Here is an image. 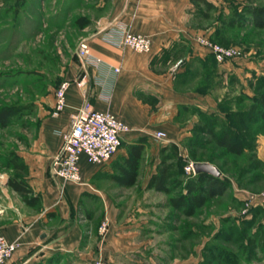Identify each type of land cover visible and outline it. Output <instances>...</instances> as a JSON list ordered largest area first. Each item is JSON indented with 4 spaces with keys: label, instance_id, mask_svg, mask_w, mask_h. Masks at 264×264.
Listing matches in <instances>:
<instances>
[{
    "label": "crops",
    "instance_id": "obj_1",
    "mask_svg": "<svg viewBox=\"0 0 264 264\" xmlns=\"http://www.w3.org/2000/svg\"><path fill=\"white\" fill-rule=\"evenodd\" d=\"M207 1L215 5L221 0ZM200 9L204 13L199 0H110L99 18L84 26L89 53L100 63L84 66L73 50L75 58L59 79L71 81L65 107L57 115L50 113L56 84L39 99L29 134L14 149L25 165L20 176L30 189L26 196L37 195L36 204L27 205L5 179L0 181V233L17 243L3 264H92L97 256L110 264L114 255L140 250L136 212L141 200L158 193L147 183L156 171L161 146L172 145L182 159L193 161L188 141L200 125V114L217 110L220 98L204 80L208 52L191 38L206 25ZM3 26L7 28V23ZM118 26L147 35L149 51L110 44L106 37H114ZM79 77L85 80L84 93L72 81ZM83 103L112 113L131 129L121 135V146L103 164L79 156L80 182L59 180L49 165L72 110ZM156 131L164 135L156 138ZM141 137L145 141L137 174L132 184H123L127 146ZM105 219L107 230L100 234L97 227Z\"/></svg>",
    "mask_w": 264,
    "mask_h": 264
},
{
    "label": "rangeland",
    "instance_id": "obj_2",
    "mask_svg": "<svg viewBox=\"0 0 264 264\" xmlns=\"http://www.w3.org/2000/svg\"><path fill=\"white\" fill-rule=\"evenodd\" d=\"M109 2L0 0V105L16 104L21 110L8 126L0 128V166L29 134L39 99L56 86L64 66L75 58L73 50L84 26L97 20ZM247 5H264V0H221L204 8L202 32L243 51L241 58L226 64L210 63L204 78L210 81L212 94L220 96V107L229 113L247 109L256 94L264 91V27L228 23L232 18L237 21ZM214 122L221 125L220 120ZM237 124L238 129H245L246 148L241 154L232 155L211 142L195 154L212 157L219 175L223 171L229 178V187L208 198L192 216L172 209L165 192L141 200L136 216L140 217L142 246L134 254L112 256L110 264H264V198L245 204L251 193L264 190V121L238 118ZM162 154L172 164L175 178L189 176L183 168L189 159H182L174 146ZM178 157L183 163L181 173ZM9 175H13L11 170L0 167V181Z\"/></svg>",
    "mask_w": 264,
    "mask_h": 264
},
{
    "label": "trees",
    "instance_id": "obj_3",
    "mask_svg": "<svg viewBox=\"0 0 264 264\" xmlns=\"http://www.w3.org/2000/svg\"><path fill=\"white\" fill-rule=\"evenodd\" d=\"M199 1L202 2L204 8L210 9L213 7V5L207 0ZM202 14H205V9ZM236 18L237 21L233 18L230 19L228 22L229 25L235 23L241 26L245 22H248L255 28L264 27V5H247L244 7L243 13L237 15ZM84 22L80 25L84 26ZM209 38L214 42H218L210 36ZM206 62L208 65V71H210V63L212 64L215 62L210 53L206 55ZM220 106L221 105L217 103V110L210 113L200 114V125L197 126L195 135L191 136L190 141H188V154L193 161H208L214 163L212 157L202 158L195 155L196 150L199 149L198 151H201L207 142H211L215 147L222 148L225 152L232 155L241 154L246 148V139L242 135L245 129H238L237 119L255 118L259 121H264V91L260 94H256L255 99L248 104L247 109H236L233 113H229ZM221 111L226 115L225 119L221 116ZM20 113L21 110L16 104L0 105V128L8 126L11 123L12 118ZM233 118L236 119L233 120ZM214 120H220V128ZM144 141L145 138L141 137L136 140V142H132V144L127 146V157L124 159L125 166L122 167L126 173L122 180L123 184H132L135 179L139 159L144 147ZM169 148H172V145L161 146V156L156 171L150 175L147 184L152 186L156 191L167 193L168 203L172 209L181 212L185 216H192L196 213V210L206 203L208 198L221 195V193L229 187V178L225 174H222L223 171L220 176H215L208 172H197L189 176L175 178L171 170L172 164L168 162L166 156L162 154L165 150H169ZM3 160L4 161L0 167L13 172V175L8 176L6 184L11 189L18 191L21 194L24 203L27 205L36 204L38 198L37 195H31L30 197L26 196V194L30 192V189L20 176V173L25 170L23 162L16 154L8 155ZM178 161L181 163L178 167L181 173L183 170V163L179 157Z\"/></svg>",
    "mask_w": 264,
    "mask_h": 264
},
{
    "label": "built area",
    "instance_id": "obj_4",
    "mask_svg": "<svg viewBox=\"0 0 264 264\" xmlns=\"http://www.w3.org/2000/svg\"><path fill=\"white\" fill-rule=\"evenodd\" d=\"M114 37H106V40L113 46H124L136 52H148L150 49V38L145 34L132 32L122 26L116 27ZM192 40L205 51L213 56L217 63L230 62L234 59L241 58L243 51L238 47L224 46L218 42L212 41L209 36L201 33L191 35ZM75 54L80 59L82 65L89 62L99 64L100 59L92 56L89 53L87 35L79 36L77 39ZM118 70V68H115ZM80 87L81 92H85L84 77L75 78L72 80ZM69 80L62 79L58 81L57 86L53 90L54 104L51 110L52 115L63 109L66 105L65 91L70 85ZM130 127L121 119L115 117L112 113L105 110H96L88 107V104L83 103L79 107L72 110L69 117L68 129L62 134L60 145L52 156L49 165V172L57 179L70 182H80L81 174L79 172V156L83 155L86 159L95 164H103L109 160L112 155L121 146V135L130 131ZM164 133L156 131L154 136L161 138ZM193 161H187L183 168L186 174L191 175L194 172L192 168ZM247 205L251 200L263 199L264 190L251 193ZM107 220H102L97 230L100 234H104L107 230ZM17 243L6 239L5 235L0 233V264L9 258L17 249ZM92 264H108V260L97 256L93 258Z\"/></svg>",
    "mask_w": 264,
    "mask_h": 264
},
{
    "label": "water",
    "instance_id": "obj_5",
    "mask_svg": "<svg viewBox=\"0 0 264 264\" xmlns=\"http://www.w3.org/2000/svg\"><path fill=\"white\" fill-rule=\"evenodd\" d=\"M192 168L194 169V172H208L211 173L215 176H219V171L217 167H215L212 163L206 161V162H201V161H193L192 162Z\"/></svg>",
    "mask_w": 264,
    "mask_h": 264
}]
</instances>
